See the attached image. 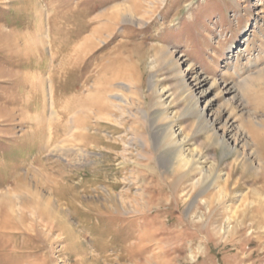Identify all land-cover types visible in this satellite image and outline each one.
Instances as JSON below:
<instances>
[{
    "label": "rangeland",
    "instance_id": "rangeland-1",
    "mask_svg": "<svg viewBox=\"0 0 264 264\" xmlns=\"http://www.w3.org/2000/svg\"><path fill=\"white\" fill-rule=\"evenodd\" d=\"M257 140L264 0H0V264H264Z\"/></svg>",
    "mask_w": 264,
    "mask_h": 264
},
{
    "label": "bare ground",
    "instance_id": "bare-ground-1",
    "mask_svg": "<svg viewBox=\"0 0 264 264\" xmlns=\"http://www.w3.org/2000/svg\"><path fill=\"white\" fill-rule=\"evenodd\" d=\"M195 80V85L197 87H200L203 83L206 82V78H203V77H194L193 78ZM204 85V84H203ZM225 86V90L228 92V93H234L237 89L235 86L233 85H228V84H224ZM206 91V90H205ZM203 92V91H202ZM236 141V139H235ZM218 142L219 143H223V137L222 138H219L218 139ZM257 142V146H258V152H259V157L261 158V167L262 169L264 170V143H260L258 140L256 141ZM236 145V144H235ZM230 147V146H229ZM230 149H233V148H230ZM264 174V173H263ZM262 174V175H263ZM256 194V193H255ZM256 196V195H255ZM260 196V195H259ZM258 196V197H259ZM257 197V196H256ZM264 197V196H263ZM50 200V199H49ZM263 210V209H262ZM2 223V222H1Z\"/></svg>",
    "mask_w": 264,
    "mask_h": 264
}]
</instances>
